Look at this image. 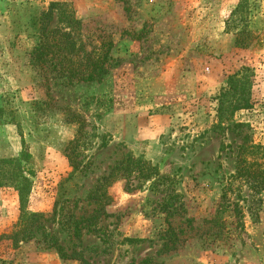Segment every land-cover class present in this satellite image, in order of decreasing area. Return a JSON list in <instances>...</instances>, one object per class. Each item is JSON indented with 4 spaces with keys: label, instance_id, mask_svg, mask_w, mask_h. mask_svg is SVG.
Returning a JSON list of instances; mask_svg holds the SVG:
<instances>
[{
    "label": "rangeland",
    "instance_id": "374dc122",
    "mask_svg": "<svg viewBox=\"0 0 264 264\" xmlns=\"http://www.w3.org/2000/svg\"><path fill=\"white\" fill-rule=\"evenodd\" d=\"M240 1L0 0V264H79L54 243L88 264H264V190L236 177L239 158L264 171V0L243 5L245 48ZM68 18L88 51L113 40L100 84L28 66ZM128 159L163 180L107 179Z\"/></svg>",
    "mask_w": 264,
    "mask_h": 264
},
{
    "label": "trees",
    "instance_id": "16d2710c",
    "mask_svg": "<svg viewBox=\"0 0 264 264\" xmlns=\"http://www.w3.org/2000/svg\"><path fill=\"white\" fill-rule=\"evenodd\" d=\"M123 3L125 0H115ZM248 0H241L237 8L234 10L230 23H234L237 30L235 37V44L239 48L247 47L246 40L240 41L238 36L246 33L249 23H244L245 19L241 18L243 5ZM61 4H51L45 13L47 24L51 23L54 11L61 8ZM38 22L35 21L33 25ZM74 24L80 25L79 22L68 18L66 22L60 27L55 26L53 29L39 28L37 30L36 43L27 51L28 66L38 69L41 74L49 70L57 78L65 80L66 84H100L103 79L109 74L111 70V51L113 48V40L110 37H97L95 46L89 51L84 48L79 38V35L74 32ZM243 26V29H242ZM100 39V40H99ZM46 79L45 75L43 76ZM242 99L235 98L229 102L227 109L230 116L240 110H246L250 107L244 104ZM220 111L224 109V103L220 104ZM73 142L69 144L72 146ZM68 151V149H66ZM244 151V149H243ZM68 156V155H67ZM71 159L70 156L68 157ZM244 159L237 160L236 177H244L249 180L257 182L259 188L264 190V171H251L244 167ZM124 172V173H123ZM136 174L138 178L150 180L159 177L155 168L149 163L143 161L123 160L116 168H114L108 175L107 179L115 178H129ZM165 179V178H164ZM34 218H42L41 216L33 215ZM55 251L61 259L73 260L79 264H88V262L77 252L68 254L61 246L54 243Z\"/></svg>",
    "mask_w": 264,
    "mask_h": 264
}]
</instances>
